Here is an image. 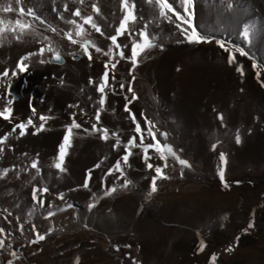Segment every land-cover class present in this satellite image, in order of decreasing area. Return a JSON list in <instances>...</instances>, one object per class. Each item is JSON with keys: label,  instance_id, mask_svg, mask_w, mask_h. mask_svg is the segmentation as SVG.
<instances>
[{"label": "rangeland", "instance_id": "374dc122", "mask_svg": "<svg viewBox=\"0 0 264 264\" xmlns=\"http://www.w3.org/2000/svg\"><path fill=\"white\" fill-rule=\"evenodd\" d=\"M128 2L135 5L137 19L127 24L131 33L118 38L127 47L116 49L108 37L116 34L126 14L122 0H23L21 5L13 0L14 8H33L46 23L22 17L32 21L39 35L0 47V73L9 70V77L0 81V107L6 103L2 97L14 87L9 97L13 122L0 119V139L7 137L0 144V240L4 241L0 264H75L77 257L80 264H212L213 256L215 264H264V0H193L192 23L198 31L227 42L230 49L247 52L246 56L235 53L232 65L228 53L214 41L178 42L183 41L175 26L179 21L174 16L173 23L159 17L155 4ZM170 3L183 12L180 0ZM93 5L99 7V15ZM77 10L80 17L73 15ZM0 16L17 18L15 12ZM87 16L93 17L103 35L83 24ZM68 20L83 24L82 37L75 35ZM48 25L57 31L48 30ZM246 25L253 27L250 42L242 36ZM140 31H146L156 47L142 52L132 71V41L140 40ZM66 32L81 42L92 41L103 51L90 47L89 61ZM49 44L54 52L47 51ZM42 47L45 52L39 55ZM110 48L112 57L103 55ZM120 50L129 59H120ZM56 52L65 59L64 65L40 62L53 61ZM32 53L37 55L25 62L28 70L13 77L17 62ZM78 56L82 58L76 60ZM106 63V100L97 123L101 98L97 87ZM241 65L243 75L236 70ZM126 104L129 112L124 110ZM130 113L140 123L146 145L154 143L148 135L152 128L161 145L172 147L175 156L190 165L179 166L168 156L163 167L165 161L150 149L148 163L162 167L168 177L156 179L154 193L156 174L148 169L141 148L131 149L127 164L121 159L131 137H137L139 144ZM221 114L223 122L218 118ZM40 115L51 119L39 134L33 135L31 126L24 136L19 129L11 132L29 118L40 124ZM73 117L82 127L73 130L63 165L66 172L61 173L52 165ZM93 124L108 129L107 141L100 133L89 134ZM117 140L119 146L114 148ZM220 153L227 157L228 189L217 175ZM33 162L39 172L31 167ZM45 188L46 193L38 192L43 204L33 200V191ZM112 188L116 191L106 195ZM46 211L64 226L48 230L37 224ZM249 223L254 226L249 228ZM37 233L45 239L33 244Z\"/></svg>", "mask_w": 264, "mask_h": 264}, {"label": "snow or ice", "instance_id": "6c2138e0", "mask_svg": "<svg viewBox=\"0 0 264 264\" xmlns=\"http://www.w3.org/2000/svg\"><path fill=\"white\" fill-rule=\"evenodd\" d=\"M16 5H21L23 0H14ZM147 2L152 5L155 4L158 9H159V17L166 19L169 21V23H173L172 17H175L176 21H179V23H176V28L180 31V34L183 36V41H178V42H186L188 44H193V45H199L202 43H213V41L216 43L217 46H219L224 52L228 53L227 57V62L229 65H232L235 62V53H239L241 56H246L248 55L247 52L240 47H236L233 49H230L227 45V42L220 40V39H215L213 36L205 35L198 31L197 27L193 26L192 23V11H191V6L193 3V0H180V6L183 8V12L179 11L176 9L172 3H170V0H147ZM122 6L124 9H126V14L122 18L120 25L118 28H116L115 35H112L108 37L110 39L111 44L116 48V49H122L124 47H127V45H121L118 43V38L121 36H124L126 33H131V29L127 27L128 22L135 21L137 19L134 9L135 5L134 4H129L128 0H122ZM67 10V9H66ZM93 10L99 15L100 14V9L98 6L93 5ZM16 13L17 18L14 20L11 18H8L6 16H0V47H2L6 42H11V40H15L17 42H24V37L27 35H33V36H38L39 33L36 31L34 25L32 24V21L28 20H23L21 19L22 17H31L33 21L38 20L40 24H45L46 22L39 17L36 12L34 11L33 8H28L25 9L24 7H19V8H14L13 7V0H7L5 3H0V13ZM167 13H172V16H169ZM73 15L80 17L81 13L79 10L75 11ZM83 24L90 25L92 29H94L96 32L100 33L103 35L101 32L100 27L95 23L93 20L92 16H87L83 17ZM69 24H72L76 28L75 35L77 37H82L85 29L83 27V24L77 23L75 20H68L66 21ZM187 25L188 27L185 28L183 25ZM48 30L52 32H56L57 30L53 28L51 25H48ZM146 27V26H145ZM137 35L140 37V40H134L132 41V47H131V57H130V62L132 64V71L135 70V67L138 66V56L153 47H156L154 43H152V39L149 37L148 33L146 31H140L137 33ZM253 35V27L251 25H246L243 29V39L245 41L250 42L251 41V36ZM66 38L72 43V44H79L80 47L83 49L84 54L88 57L89 61L92 60V54L89 52V48L92 47L95 49L97 53L102 52L103 50L99 47H96L95 44L92 41L88 40H83V42L74 39L73 38V33L72 32H66L65 33ZM48 37H44V40H47ZM48 52H54V49L49 46L47 47ZM45 52V48H41L39 50V55H43ZM32 55H37V53H32L30 55L23 56L16 65V69L11 72V75L13 77H17L19 73L26 72L28 70V65L25 63L27 60L30 59V56ZM103 55L112 57V49L110 48L107 52H103ZM120 59H129L124 53L123 50H120L118 53ZM41 63L45 62H52V61H40ZM54 62L60 63L61 62V56L58 52L55 53L54 55ZM116 64L112 63L111 68L115 69ZM253 69H257V64L254 62L252 65ZM105 72L103 76L101 77V83L97 87V91L101 93V98L99 99L98 103L100 105L99 111H97L95 119L97 123H99L100 120V112L104 110V105H105V100H106V94H105V88L108 86V77H109V64L106 63L104 65ZM179 70V69H178ZM237 72H239L241 75L244 74L243 72V66H238L237 67ZM260 72L257 71L256 77L259 80L260 78ZM9 77V70L5 69L2 73H0V81H3V79ZM114 79V77H113ZM134 79V77H133ZM63 81L61 80V84ZM92 83V81H90ZM264 86V84H262ZM123 88L124 86L121 85ZM129 92H132V88H128ZM10 93H8L5 97H2V99L6 100V103L4 106L0 107V119H3L4 121H7L9 123H12V115H13V110H12V99L9 98ZM133 99H135V94L133 93ZM127 100L128 98L125 97ZM130 102V101H129ZM69 107H76L75 105H69ZM124 110L126 112H129L128 105H125ZM32 114L33 116L36 115V109L35 107H32ZM130 118L132 119L133 123L135 124V132L139 135V144H137V137H131L127 144L125 145V155L121 158L122 161L127 164L129 160V156L132 155V148L135 147H140L142 152L144 153L143 159L144 162L146 163L148 169L154 170L155 171V177L152 179V187L151 191L154 193L157 191L156 187V179L161 178V179H168L167 176L163 175L162 173V167L159 166H154L152 163H148V161L151 159V157L148 155L150 149H154L158 154L159 158L162 161H165L163 167H167V157L168 156H173L175 159L179 161V163L182 166H190L187 164V161L180 159L179 157L175 156V153L173 152L172 148L168 145H161L159 141L156 140L155 134L152 132V128L148 129V135L152 136V139L154 143L151 144H145L144 143V132L141 128L140 123L136 121V117L134 114L130 113ZM222 122H223V116L222 114L218 117ZM51 119V117L40 115L39 120L41 121L40 124H35L33 119L29 118L26 122H21L17 123L12 127L11 132H16L17 129H19V135L24 136L27 134V129L29 126L35 128V131L32 133L33 135L39 134L41 131L45 130V124L47 121ZM150 123V122H149ZM82 126L76 122L75 117H73L72 122L70 125L66 126V133L63 137L62 143L58 146V157L53 163V167H55L59 172L63 173L66 172V168L63 167L64 162H65V157L67 155V148L71 146V141L70 138L73 135V130L74 129H80ZM89 131V130H85ZM95 133H100V138L104 141H107L109 138V131L107 128H98L97 124H93L91 127V130L89 134H95ZM7 140V137H4L3 139H0V144H4L5 141ZM236 143L240 144L241 143V138L239 133L236 134L235 137ZM119 146V140H117L116 144L113 145L114 148ZM216 145H212V150L215 151ZM0 152H3V148H0ZM219 160H220V165L217 167V175L219 176V179L221 181V185L224 189L230 188L229 183L225 180V166L227 164V157L224 153L219 154ZM100 165L97 164L96 167H99ZM31 167L33 169H36L37 172H39V168L37 166V163L33 162ZM116 170L120 171L121 170V165L120 161H117L116 163ZM111 174V172L109 173ZM3 175H7V171L5 170ZM91 173H89L90 178ZM128 181H125L123 187L128 186ZM239 183V182H237ZM87 180L85 181L84 187H87ZM44 192L46 193L48 189H43L39 190L36 189L33 191V200L38 201L39 203L43 204V201L39 199L38 192ZM116 191L115 188H112L109 192L106 193V195H111ZM254 225L252 223H249L248 227L252 228ZM3 230L0 229V233H2ZM45 239V236L43 234H36V238L31 241V243L35 244L40 241H43ZM4 247V241L0 240V248ZM118 250V249H117ZM204 250V243L201 241V246H200V251ZM228 251H232L231 248L228 249ZM13 256H15V253H12ZM215 259L216 257L213 256L211 258L212 264H215ZM9 264H12L11 261H9ZM75 264H80L79 257L76 258Z\"/></svg>", "mask_w": 264, "mask_h": 264}, {"label": "bare ground", "instance_id": "6f19581e", "mask_svg": "<svg viewBox=\"0 0 264 264\" xmlns=\"http://www.w3.org/2000/svg\"><path fill=\"white\" fill-rule=\"evenodd\" d=\"M230 88V87H229ZM246 110V109H245ZM53 212H44L41 214V219L39 221H37V224L39 225H43L45 228H47L48 230L49 229H52V230H55V229H59L61 228V226H64L63 223H61L59 220H54V219H50L48 216L49 215H52ZM113 216V214H112ZM111 217V216H110ZM113 218V217H112ZM113 223V222H112ZM111 223V224H112ZM112 226V225H110ZM117 227V226H116ZM113 228V226H112ZM111 228V229H112Z\"/></svg>", "mask_w": 264, "mask_h": 264}, {"label": "water", "instance_id": "95a60500", "mask_svg": "<svg viewBox=\"0 0 264 264\" xmlns=\"http://www.w3.org/2000/svg\"><path fill=\"white\" fill-rule=\"evenodd\" d=\"M83 56V55H82ZM82 56H78L76 57L75 59L78 60L80 58H82ZM51 64H54V65H64L65 64V59L63 57H61V62L60 63H56L54 62V60L51 62ZM13 90H14V87L13 86H10V90H9V93L12 94L13 93Z\"/></svg>", "mask_w": 264, "mask_h": 264}, {"label": "trees", "instance_id": "16d2710c", "mask_svg": "<svg viewBox=\"0 0 264 264\" xmlns=\"http://www.w3.org/2000/svg\"><path fill=\"white\" fill-rule=\"evenodd\" d=\"M172 148V147H171ZM173 150V149H172ZM176 161V163L180 166V163L177 159H174Z\"/></svg>", "mask_w": 264, "mask_h": 264}]
</instances>
